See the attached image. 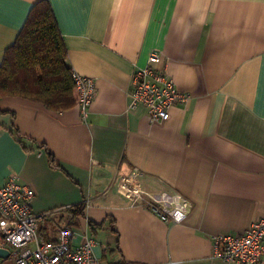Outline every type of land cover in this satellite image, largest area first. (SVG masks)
<instances>
[{
    "label": "crops",
    "instance_id": "0c3cea01",
    "mask_svg": "<svg viewBox=\"0 0 264 264\" xmlns=\"http://www.w3.org/2000/svg\"><path fill=\"white\" fill-rule=\"evenodd\" d=\"M37 1L0 0V64ZM48 1L67 63L93 78L95 96L85 121L76 105L0 98V183L19 176L35 191L33 209L49 211L41 234L71 227L73 244L91 236L103 261L241 264L213 256V236L264 217V0ZM153 52L190 94L162 121L129 107L132 74ZM133 172L144 190L187 198L186 219L163 221L133 203ZM81 202L73 218L68 208ZM89 220L104 227L91 234Z\"/></svg>",
    "mask_w": 264,
    "mask_h": 264
},
{
    "label": "built area",
    "instance_id": "2783aa9c",
    "mask_svg": "<svg viewBox=\"0 0 264 264\" xmlns=\"http://www.w3.org/2000/svg\"><path fill=\"white\" fill-rule=\"evenodd\" d=\"M159 54H150L148 63L134 70L129 90V107L142 105L151 120H167L170 108L185 104L190 94L180 91L173 78L157 66ZM75 105L85 121L95 96L92 77L73 71ZM136 172L128 177L133 203H139L163 221L183 222L190 202L178 191L152 193L135 184ZM35 191L12 175L0 183V247L9 250L15 264H139L130 260L103 261L93 250L95 240L85 236L73 244L71 227L60 228L53 238L42 240L39 220L49 211L37 212L31 205ZM213 256L241 264H259L264 258V217L253 221L241 233L213 236Z\"/></svg>",
    "mask_w": 264,
    "mask_h": 264
},
{
    "label": "trees",
    "instance_id": "16d2710c",
    "mask_svg": "<svg viewBox=\"0 0 264 264\" xmlns=\"http://www.w3.org/2000/svg\"><path fill=\"white\" fill-rule=\"evenodd\" d=\"M73 70L67 63V49L53 8L48 0H39L30 8L14 43L6 48L0 64V98L18 96L42 103L52 111H64L75 105ZM12 113V112H11ZM13 135L23 137L14 122ZM50 166L61 168L45 144ZM85 203L70 206L72 217L84 215ZM91 234L102 229L104 223L88 221ZM40 231V229H39ZM41 234V232H40ZM47 232L41 234L48 240Z\"/></svg>",
    "mask_w": 264,
    "mask_h": 264
},
{
    "label": "water",
    "instance_id": "95a60500",
    "mask_svg": "<svg viewBox=\"0 0 264 264\" xmlns=\"http://www.w3.org/2000/svg\"><path fill=\"white\" fill-rule=\"evenodd\" d=\"M9 256V250L4 247H0V258H7Z\"/></svg>",
    "mask_w": 264,
    "mask_h": 264
}]
</instances>
